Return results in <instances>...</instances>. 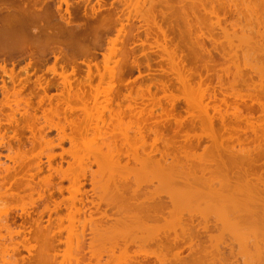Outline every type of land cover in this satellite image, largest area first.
<instances>
[{
    "label": "bare ground",
    "instance_id": "6f19581e",
    "mask_svg": "<svg viewBox=\"0 0 264 264\" xmlns=\"http://www.w3.org/2000/svg\"><path fill=\"white\" fill-rule=\"evenodd\" d=\"M33 1H37V0H33ZM70 1L69 0H63V2L66 5L65 11H66V14L68 16L66 17L64 14L60 13V18L65 25H62L57 30L54 26V23H52V17L50 16L48 10H45L44 15L34 14L31 12L30 13L24 12L19 16L14 15V14L12 15V12H10L11 11L10 10V11H7V13L3 17L1 16L2 17L1 23H2L3 27L1 28L2 31H0L1 32L0 33V53L6 52V54L9 55L10 57L13 56V54L16 52H19V53L21 51L27 52L28 49H30L29 53L34 60L35 65L37 66L42 60L41 56L45 55L48 50H50L54 47V45L52 47V45H50L49 43H46V44L44 43V45H40V44L31 45L30 42L28 43L27 42L28 41L27 40V29H28L29 25H36V23L38 25H40L41 26V32L44 35H46L48 37V39L49 38H59V37H62L63 39L64 38L67 39V41L65 43L66 47L63 48L59 45V49L61 51H59V54H55V61H54L53 65H51V67H50L51 71H53V72L59 71L58 66H57V60L59 59L60 56H63V64H61L59 66L61 71H59L58 73H55V74H57V77L62 78V79H60L62 82V84H61L62 89L60 88L61 91L57 95H55V97L51 96L50 93L49 94L47 93L48 89L52 86V83L50 82L51 80L48 77L45 78V76L42 74L43 71L39 72V73H41V75H39V77L37 78L38 83L35 84V85L39 84V85H37V87L40 88V86H41L44 93L48 95V96L46 95L44 97H49L48 100H50V101H48V100L47 101L49 102L50 107L46 108V109L43 108L45 110L44 111L45 113L49 112L51 114H58L59 115L60 112H58V111H60V108H63L60 105L61 103H64L65 108L70 110L71 113L75 111V108H78L77 105L78 106L80 105L78 109H80V107H81V111L83 110V112L87 113L86 110L91 109V105H93L92 102L94 104L95 103L98 104V102L100 103V101H104V102H101L104 104H102V105L100 104L102 107L99 106V108L101 107L104 109V106L106 108H108L109 115L111 118V119L109 118L110 121L108 119L106 120L105 118H103V115H102L103 112L101 111L102 109H98V107L95 108V106H94L93 111L98 109V110H96V112L99 111V113H100V115H98V116L94 115L95 116L94 118H96V117L99 118L102 115L101 119H100V122H102V124L100 123L101 125H99L98 120H97L98 122H96V119H98V118H96L95 120L93 119L95 122L92 123V124H94L93 127L91 126L93 128L92 131H94V132H92V135L95 134L97 136V134H98L97 137H102L103 140H101V141L103 143V146L105 144L106 147H105V149L103 148L102 143H100L101 141L97 142V140H100L101 138L99 139L96 136H91V134H90L89 137H91V139L93 141L90 142L89 148H91V146H92V148L87 150L88 148L86 147L87 148L86 150L91 152V150L95 149L94 151L96 153L94 151H93V153H95L94 156L97 155V157H95V158L92 156V159H90V160H89L90 157H88V160L83 159L85 156L81 153L82 151L80 150L81 151L80 152L81 154H80L79 150H76V146H77L76 144H78L76 142L77 135L79 134L78 136H81L80 133L81 134L84 133L82 128H81L82 130L80 129L82 132H80L79 127L77 128L78 124L77 125H75V123L70 124L71 123L70 122L69 124L71 126H74V127H70L72 132L69 134H66L65 133V130H66L65 126L60 125L58 122H56V123L54 122L55 124L51 123L52 126L53 125L55 126L53 128H56V130L58 129L57 131H59V130L62 131L61 134L62 133L63 134L61 136H63V137L61 138V136H59L61 138V140L68 139L70 141L72 148L69 147V148H71L69 150L63 149V153H67V151H68V153L71 154L70 156L74 159V161H69L68 163H69L70 167L67 169H64L62 166V161L58 165H56V164L54 165L52 163V156L56 155V154L51 153V154L47 155V157H48L47 161H48V165H49V167H48V165H47V167L49 168V170L46 169L47 170L46 172H48V173H45V174L42 173L43 176L41 178L37 177L38 180L35 179V176L43 170L42 162H41L42 160L40 159V157L38 158L39 159L38 161L33 162V163H31L32 162L31 161L28 164L26 163L27 160L23 159V160H25L24 163H26V164H23V167H21L22 165H20V164H22V162H20V161H22V160L19 161V159H20V158H18L19 154L18 153L16 154L14 152V150L11 148L12 146H11L10 142L8 143L11 146L10 148H8V151L13 150L14 153L12 151L11 152L9 151L10 153L6 154V157L9 160H12L14 162V164L15 163L18 164L20 162L18 164L20 166V168L26 167V171L28 173V174L26 173L28 176H26V174H25V176L27 177L25 179L22 178V180H21V178H20V180H19V179L14 178V180L16 179V180H18V182L21 181L20 183H22V185L25 187L24 190L25 189L29 190L28 193H26L27 194L26 196L28 197L26 199L27 200L29 199L28 203H27L29 207L27 205L25 206V204H24L25 208H23V206H22L21 209H23V212L26 213L25 215H27L30 218L29 222H31V223L33 222V224H35V225H31L34 227H30V228L27 227L26 226L27 224H26V225H24L26 227H23V229H25V230H23V229H21V231L16 230V231H18V235L20 233H22V236L25 237V239L23 238L20 241V243L22 244V247L24 246V248H25V249L24 248L23 249L28 250L31 254L35 253L34 255L36 256V259L39 258V259H37L38 262H37V260H35L36 262L35 261L31 262L32 260H29L31 263L30 262H28V263L29 264H32V263H35V264H56V262H57L58 264H85V261H84V259H85L84 256H85V251H86L85 243L87 241L86 240V235L88 232L87 228H89V233L91 232V235L90 236L88 235V236L91 240L89 239V241H88L89 244L87 243L88 244L87 246H89V248L88 247L87 248L89 249V252L91 254L88 258V262H90V263H91V261L89 259H92V262H94L95 264H109V261H110V263L114 262V264H170L169 260H170L171 256L168 258V257H166L168 255H166V253L162 252V250H164L165 247L170 246V247L177 248L176 249L177 252L175 253L174 257L178 260L177 261L176 259H173V256H172L171 264L172 263L173 264H198V263L200 264V261L202 264V259H203L202 257H204L203 255H205L204 258L206 259L207 264H228L229 262L227 263V261H230V260L233 262L232 264H235L234 260H232V258L231 259L228 258L229 260L225 259V257H226L225 256L226 255L225 250L227 247H229L228 250L234 254L233 249H234V246L236 245V247H235V249L237 248L236 253H238L239 255L236 254V256L234 255V257L236 258L237 256H239V257L244 256L245 257L244 259L242 257H241L242 259L240 258L242 260V263L244 262V264H264V30H262V29H264L263 28L264 23H261L262 29H260V28L256 29L255 28V26L257 27V24L258 25L260 24V20L262 21V19L259 20V17L264 13V10H263L264 4L262 3V1L264 2V0H262V1L260 0L261 2L258 0H256V1L254 0L253 1L254 3L251 2L252 0H250V2H249V0L248 1L245 0L246 2L245 1L243 2L244 5L247 2H249L246 4V5H248V7L251 3L253 5L254 4L256 5L255 2H260L261 4H263V9H262L261 4L256 5L257 8H256V6L250 5L253 7V8L250 7V9H251L250 12H252V13H255L256 9L258 11V7L261 6L259 9H261L263 11V13H259L260 12V10H259V12L256 11V15L252 14V13L250 14L248 12L250 9L248 7H246V5H245V8L243 9V11H241V13L238 12L237 9H239V3L242 2V0L240 2H239V0L238 1L236 0L235 3H233L234 0H232V2H231V0H207V1L206 0L205 1L197 0L198 3L195 2L196 0H194V1L188 0V1H190L189 3L191 6H190V8L188 7L187 9L194 10L196 8L195 13H197L198 11L201 12V10H200L201 8L200 7L197 8L198 7L197 4L200 3L199 6L202 5V7L204 8L203 15H204V12H206L204 16H202L201 13H199L200 15L199 14L196 15L197 17L195 16L197 19V20L196 19L195 20L198 22H196L195 20L194 21L196 22V24L198 23L199 29H200L199 25H201V24L203 25L204 21L206 22V24L204 23L203 26L209 27L208 24H209V22H211V19L215 15L214 20L213 19L212 20L215 21V19H217L216 20L217 24L220 26L219 27L220 30H222L224 33L223 36L227 37V38L230 35L234 37V35H235L234 33L236 32V29L234 28V24L236 21H230V20L226 19V13L231 11V9L234 6V5L231 6V3L235 4V5L238 3L237 4L238 8H235L237 6L234 7V11L236 10V13H238V15L236 14V16H239V14H241L243 16V18H245V21H246V17H247L246 12H248V14L250 16V18L248 16V19L250 20L252 17L253 18L252 20H256V21H254V23L258 22L255 24L252 22L255 26L254 25L251 26L252 25L251 22H248L249 20H247V22L250 24V25L248 24V26H251V27L247 28V26H243V23L245 21L243 22V20H242V23H241V21L239 20L240 21L239 24H242L243 27L237 26L239 28L242 27V28H240L241 30H244V28L248 29L247 30L248 33L246 32V29L244 31H242L243 33L246 32V34H249V31H250L249 29H251L252 31L254 30L253 31L254 33L251 31L253 33V35L256 36V33H257V36L259 35L258 37L257 36L255 37V40L258 39V41L255 44H253L254 46L252 45L253 46L252 50H257L258 53H256L257 51H255V53H254V51L252 52V51H250V49L248 50V48H247V50L250 51L249 56L252 55V53H254V56L257 55V57H259V58H256V60L254 58V61H256V62H253L252 64H254V63L255 64L253 66H251V68H252L251 71H253L254 74H251V72L246 68L250 72V73L248 72L247 75L244 74L245 72L247 73V71L244 72V70H243V68H244L243 66L246 63H244V65L241 68L240 65L243 62L240 64L238 63L239 61L236 62L237 61L236 59L239 58L238 57L239 55H237L238 52L235 53V51L238 49L237 47L240 46V45L236 44L238 42L237 40H234L235 43L232 44L233 37L232 38L229 37V39L231 38V40L228 39L227 42L231 41L230 43L228 42L229 45H231L230 46L231 49L228 50L227 48H224L225 43H222V40L219 37L218 38L220 39L219 40L220 43H218L219 41L217 42V40H216L217 38L215 39V36L220 32L215 31L216 26H214V27L211 26L212 25L211 23L213 21L209 24L211 27H209L208 29L205 28L206 30H208V31H206V30L205 31L207 33L209 32V35H207L208 38L206 37L207 40L209 39L208 41L206 40V38H204L205 40H203V37L200 36L201 34L203 35V33L205 31L202 28L201 29L204 32L200 31L201 29L199 30L200 33L201 32L202 33L200 35L198 34V37H199L198 41L199 42L197 41L196 45L197 44L200 45L198 47L199 49H200V47L203 46L201 48V50L202 49H204V50L201 52L207 54V55L204 54L206 56V58L204 57L205 60L208 58L206 61H204V63L208 62L210 64V66L212 65L211 67L214 70L215 65L218 64L217 63L218 61H220V59L217 61V59L215 58L213 53L209 50V47L206 46V43L210 41L211 42L210 47H212V48L214 47L217 50V52L219 49L218 46L221 48L222 52L220 54H221V58L223 59V62H224L223 64L225 65L229 61L228 65L232 66L234 64V67H235V72H234L231 70V66H227V64H226V66H223L221 64L222 59L219 62L220 64H218V66L219 65L223 66V68H222L223 70H226L225 68H227L226 71H223L224 73L226 72L227 76H228L227 73H229L230 71H232V72H230L229 74L234 72L232 74L233 79L229 80V81H227L225 79L227 76L224 77V76H221V74L219 76H218V74L215 75L216 79L219 77L217 80L221 86L218 84L220 86V88H219L218 85H216V84L215 85L218 86L217 87L218 90L219 89L223 90V93L221 92V90H219L220 94L217 91L214 84H213L214 86L211 85L212 87H215L214 89L208 88V87H210L209 83L212 82L211 76H210V78H208V80L209 79L210 80L208 81V83L206 82V84H207V86H206L204 84L205 82H202L203 81L202 78H199L200 80L197 79V81H198L197 82V81L193 80L192 78H190L192 76L184 75L183 71H182L184 68H180L179 64H178V68H177V66H176L177 62L179 63L180 60L176 61V58H175L176 54L175 53H177V52H173L174 50L171 49V47L169 46L170 44H168L169 39L167 41V38H170V39L172 38V37H170L171 34L174 38V35L177 33L175 31L176 28H175V30H172L175 33H173L172 31H171L172 32L171 33V32H169L170 28L168 29L166 26L162 27L160 25L161 23L160 24L158 23L159 19L156 20L157 14H155L156 15V17H155V15H152L154 11L152 12V10H148V7H150V6L147 5V7H145L147 10L142 7V5L145 4L144 2L147 1V0H144V1L142 0V2H141L142 5H140V6H141V8H143L144 11L142 9H140V11H139V9H138V12L140 14L139 16L144 21V23H147V25H149L151 21H154V22L158 21L157 23L160 25V26L158 25V27L161 30V31L160 30L159 31L163 35V40H161L162 37L160 39V37L158 38L155 35H153V38H154V36H155V38H157V40L156 39L153 40V42L155 41L154 46H156V48H157L156 50L161 49L164 52L161 50H159V52L161 51V53H164V54L166 52L167 54H165V56L167 55L168 57H170V62L168 61L171 65L170 69L172 67H173L172 70L177 69L176 71H178L177 72L178 75L176 74L175 76H177L176 80L178 82L177 81L176 82L179 83V85L177 86V84H176V86H175V84H174L175 81L172 82L171 81L172 79L170 80V79L166 78L167 81L172 82V86L174 85L175 88L177 87V89H175L173 87V88H171L172 89L171 90L169 88L172 86L170 84V87H169V85H168L169 82L167 83L165 78L163 81L164 83L158 79L159 81L158 80L156 81V83H158V84H155V85H153V83H155V81L153 82V80H152V83L149 82L146 84L145 83L146 80H145L144 82L142 81L143 82L142 84L144 85V83H145L146 87L148 85V87H147L148 89L144 88L145 86H142L143 88L141 87V89H143V90L141 91V89L139 88L140 92L138 91L139 93L138 92L136 93V91L138 89L137 90L135 89L136 94H134L130 88V90H128V91L129 92L131 91V92L129 93L127 91L129 94L125 93V95L123 92H121V93H123V96H121V97H120V93H118V91H120L121 89L117 85H115V82H114L115 80L113 81L114 76L116 77V75H115L116 72H115V68L112 67L114 65H111L109 67L108 63L110 61L106 62L105 66H106V68H108V70H110L109 71L110 76L108 79V83H109V85L114 84V86H111L112 87L111 90L117 89V90H115V93H113L114 91H112V92L107 91L108 89L104 92L103 89H105V87H103L101 89L102 85H100V84H99L100 86H97L96 84H94V86L95 85L97 86V87L96 86L94 87L93 83H92L94 78H92V80L90 78H88V80H84V78L82 79L81 77L77 76L78 67L75 63L76 59L71 58L72 54H73V56H75L79 52H81V53L85 52L86 53V50H83L81 47H78L76 44L73 43L74 38L76 36V32L71 30L68 27L71 24L70 18L72 17V14H73L71 7H74V5H72V3ZM204 2L206 5H208V3H209V6L212 8V10L210 9L209 6H205ZM33 3H35V2H33ZM33 3H30V4H33ZM131 3L132 2H130V4ZM139 3L140 2L138 0V4ZM215 3H217V6H218L217 9H216L217 6H215ZM101 5L104 6V4H101ZM123 5H124V3H123ZM150 5L152 6L153 4H150ZM61 6H62V3L57 5L58 9H60ZM194 6H197V7H194ZM32 7L34 8V5ZM152 7H150V8L153 9ZM207 7L209 10L206 9ZM41 8L42 7H40V9ZM247 8L249 10H247ZM20 9H23V8H20ZM197 9H199V10L196 12ZM245 9L247 11L244 13ZM33 10H31V8H30V11H33ZM162 10H163V8H162ZM219 10L222 11V13L224 12L223 18H224V20H227L226 23L233 22V23H231L232 24L231 26H232V29L234 28L233 29L234 31L231 29L230 24H229L230 28L227 27L226 25L224 26V23L222 26L221 20L223 21V18H222V15L219 13L220 12ZM158 11H159V9H158ZM234 11H232V13ZM92 12H94V11H92ZM163 12H165V11H163ZM130 13H128L129 15L125 14L126 15L125 19L126 20L128 19V23H129L130 17L133 20V17L130 15ZM195 13H194V11L191 12L192 15L193 14L195 15ZM207 13H210L212 16H210V14H209V16H206ZM242 13H244V15ZM257 13H259L260 15ZM164 14L166 15L167 11ZM245 14H246V16H245ZM170 15L171 14H169V16ZM178 15L179 14H177V16ZM251 15H253V16H251ZM258 15H259V17H258ZM158 16H160V15L158 14ZM169 16L164 17V21H162V18H161L160 22H164V24H165L167 22V20L165 21V18L171 19V17H169ZM200 17H202V18L206 17V19H208L207 17H210L209 18L210 21L208 20L209 21L208 22L207 20H205V18L200 19ZM240 17L241 16H239L238 18L240 19ZM114 18H115V16H114ZM174 18H176V17H174ZM185 18H187V16ZM190 18H187V19H189L188 21L186 19V21H187L186 27L188 30L187 32L193 33V30L194 29L196 30L197 27L195 28L193 26ZM262 18L264 21V16ZM170 19L168 20L167 24H172V21H170ZM232 19H234V18L232 17ZM98 20L100 21V23L103 24L105 29L109 26L112 27V25H113V24H111L112 19H107L105 16L100 17V19L98 18ZM138 20H139V18H138ZM180 20H181V18H180ZM201 21H202V23H201ZM112 22H114V21H112ZM247 22H246V24H247ZM153 24L155 25V23H153ZM151 25H149V28L146 26L147 28H145V29L150 30ZM154 25L151 26V28L154 27ZM205 25H207V26H205ZM120 26H121V28L118 29V34L116 37L117 41H118V39L121 40V37L126 35V34H123V32L125 33V31H127L129 28V26H128L127 30H126V28H124L125 24L123 21L121 22ZM116 27H115V29H116ZM165 27L168 30L165 31V29H166ZM168 27H170V26H168ZM183 27H185V26H183ZM253 27H254V29H253ZM34 28L35 27H33L32 30ZM109 28H108V30H110ZM192 28H193V30H192ZM177 29H179V27H177ZM180 29H179V32H182ZM229 29H231L233 31V35H232V32L230 33L231 30H229ZM258 29H260L262 31H260ZM149 30H147V32L144 31V33L145 34L151 33V32H149ZM241 30H239V31L241 32ZM84 31L88 32L87 29H85ZM130 31H132V30H130ZM156 31H158V30L156 29ZM159 31H158V33H159ZM211 31H212V33H211ZM32 32L36 33L35 30H33ZM214 32H217V34ZM240 32H238V34L236 35L237 37L238 36L240 37V35L242 36V34ZM158 33L156 32V35ZM239 33H240V35H239ZM214 34H215V36H213ZM132 35H133V33H132ZM253 35L250 36V34H249V38L252 39ZM139 36H138V38H139ZM191 37H192V35H191ZM259 37H260V39H259ZM247 39H248V37H246V41H247ZM251 39H249V40H251ZM253 39H254V37H253ZM191 40H193V39H191ZM255 40H251V41H255ZM243 41L246 42L245 39H243ZM243 41L241 43H243ZM153 42L151 44H153ZM189 42H190V40H189ZM172 43H174V42H172ZM193 43H194V41H193ZM249 43H251V42L249 41L247 43L248 46H249ZM116 44L117 43H116L115 39L113 42H110V48H111L110 50L113 49V46H114V49L116 50V47H117ZM235 44L237 46H234ZM107 45H109V43ZM232 45L234 48H237V49L234 50ZM242 45L243 44H241V46ZM244 45L247 46L246 44H244ZM171 46H174V45L172 44ZM245 46H243L242 49H245ZM250 46H251V44H250ZM145 47H146V45H145ZM206 47L208 48V50ZM227 47H229V46L227 45ZM151 49H153L152 45H151ZM170 49H171V51H170ZM176 49L177 48H175V51H176ZM115 50H114V52H115ZM226 50L228 52L229 51L230 52L228 53V52H226ZM247 50H243V51H245L244 54H246ZM118 51H120V50L117 49V52ZM179 51H181V48ZM190 51L195 52L194 47ZM231 51H233V52H231ZM70 52H71V54H70ZM151 52L153 53L154 51H151ZM196 53H198V52H195V55H196ZM231 53L232 54L235 53L238 58L234 56L235 54L232 55ZM244 54H242V55H244ZM52 55H54V53ZM124 56L126 57L125 52H124ZM108 57L109 58L112 57V59H113V56H111V55H109ZM178 57H180V55ZM260 57L262 59H260ZM88 58H90V57H88ZM185 58H187L186 55H185ZM245 58H243V59L245 60ZM251 58L253 59V56ZM127 59H128V57H127ZM189 59H192V58L189 57ZM83 60H84V58H83ZM167 60H169V59H167ZM224 60H227V61L225 62ZM30 61H32V59H30ZM30 61L27 63L28 65L31 63ZM182 61L184 62L185 60L182 59ZM192 61H194V60L192 59ZM192 61L190 60V62H192ZM111 62H113V61H111ZM116 62H118V60H114V64ZM164 62L166 63V59ZM210 62H213V63H210ZM230 62L233 64H230ZM244 62H246V61H244ZM4 63H6V62H4ZM11 63H15V62H11ZM84 64H86V63H84ZM90 64H86L88 72L91 69L90 66L92 64L91 65ZM182 64H186V63H181V65ZM213 64H214V67H213ZM68 65L71 66L70 72L67 69ZM36 66H34V67H36ZM146 66H147V64H146ZM247 66H248V64H246V67ZM45 67H46V65H45ZM208 67H209V65H208ZM2 68L4 69V71H7L8 73L9 72L11 73V71H12L11 75L9 74V78H11L10 80L13 81L12 85L14 82L19 81V80H17V81L15 80L16 76L13 72L14 69H12L11 71H8L9 69L7 68V66L6 67L3 66ZM22 68L25 69L24 67H22ZM149 68L150 67H148V69ZM35 69H33V70H35ZM180 69H182V70L180 71ZM222 69H221V72H222ZM108 70H106V71H108ZM116 71H117V67H116ZM28 72H29V70L27 71L28 77H27V75L25 76L27 78V80L22 81L20 79L21 80L20 83H18V84L14 83L16 86L13 85L11 87V89H10V87H8V83L6 81L2 82L3 87H4L3 88L4 95L7 97L8 96L11 97V98L8 97V99L6 97V99L9 102L4 99L5 100L4 105H7V103H8L7 106L10 107V106H13L12 103H14V105L17 107V109H19V108L21 109L23 107V106L21 107V104H22L21 102H24L23 104H25L26 106H24L23 109H21V110H25L24 112L26 115L32 111L33 112L32 114L34 115L37 107L30 100L31 95H33V93L31 94L32 91H29L28 92L29 94H27L25 92L28 96L22 95L23 94L22 90H24L25 87L27 86L28 81L30 79L29 73H31L32 70H31V72H29V73ZM53 72L51 74H53ZM120 72H121V70L119 69V73ZM123 72L125 75V71H122V73ZM24 73L26 74V72H24ZM122 73H120V74H122ZM198 73H199V71H198ZM58 74L60 76H58ZM71 74H73V77H74L73 80L71 78L72 77ZM91 74H93V73H91ZM107 75H108V73H107ZM170 75H172V73H170ZM222 75H223V73H222ZM103 76H104V72H103ZM120 76H118L119 79H120ZM122 76H121V78H122ZM187 76H189V77H187ZM255 76L258 77L257 80L254 78ZM92 77H94V76H92ZM97 77H98V75H97ZM118 77H116V78H118ZM163 77H164V75H163ZM202 77H204V76H202ZM141 78L143 79V77H141ZM248 78L251 79V81L248 80ZM201 79H202V81H201ZM2 80H4V79H2ZM99 80H100V78H99ZM121 81L123 82V80H121ZM206 81H207V79H206ZM57 82H58V80H57ZM100 82L103 83L102 80ZM112 82H113V84H112ZM159 82L160 83L162 82L161 85H163L164 88H166L168 86L166 90L164 89V92H163V90H161L164 93V95H163V93L160 92L162 96H159V95H157V93L154 92V91L158 90V87L160 89L162 88L161 85L159 84ZM202 83L204 85H202ZM215 83H217V82H215ZM103 85H104V83H103ZM156 85H158V86H156ZM197 85L199 88L198 90H197ZM9 86H11V85H9ZM115 86H117V88ZM124 86H125V84H124ZM139 86H141V85H139ZM151 86H153V88L155 86L157 89L155 88L156 90H154V89L151 90ZM111 87L109 86V89ZM32 88L35 89V87H32ZM39 88H37V89H39ZM99 88L101 89V93H104V94H102V95H104L103 97H101L102 95H100V89ZM37 89L35 91H37ZM178 89H179L178 92H180V93L173 92V91H177ZM210 89L213 90L212 93H211V91H209ZM144 90H147V91H144ZM199 90H200V94L198 92ZM243 90L245 91V93H243L244 92ZM192 91L194 92V94L192 93ZM215 91L218 92L220 97ZM196 92L198 93V95L196 94ZM247 94H249V96ZM247 97H250L248 99H251V100H247L246 99ZM9 98H10V100H9ZM53 98L56 99L55 100V102H56L55 106L52 105V99ZM38 99H40L38 101L40 104L44 101L43 96L42 97L39 96ZM100 99H102V100H100ZM1 101L2 100H0V102ZM72 101L74 102V105L71 104ZM75 101H77V102L79 101V103H76ZM90 101H92V102L88 105V102H90ZM125 101H126V105L123 104V102H125ZM165 101H166V104H164ZM178 101H180V102L184 101L186 103L185 104L183 102L188 107V108H185V110H186L185 112H187V109H188L189 112L187 114L190 115V116L189 115L187 116V114H185L187 116V118L185 115L184 116H183V114L181 115V113H179L180 115L178 114L179 115L178 116L176 114L177 110H176V112H174L175 109H173V107H176V105H177L176 103H178ZM10 102H12V103H10ZM243 102H245V105H243L244 107L241 104ZM105 103H106V105H105ZM167 103L170 105V107L172 109L170 107H168L170 109H168L166 107ZM2 104L0 103V106ZM159 106H160L161 110L159 108L160 111H157V108ZM10 108H12L13 111L15 110V109H13V107H10ZM65 108H63V109H65ZM16 110H15V112H12V111L11 112L13 114H15ZM126 111H129V115L132 118V119L130 118L131 124L128 127L122 128L123 127L122 125H124L125 123L123 121H122L123 123H120L119 120L126 113ZM256 111H257V113H256L257 115L255 114ZM19 112H21V111L19 110ZM24 112L21 114L26 118V120H29V118L27 119V117L31 118V116H29V115L26 116L24 114ZM64 112L65 111L63 110V112H61V113H64ZM178 112H180V111H178ZM194 112H195V114H194ZM45 113H43L45 119L53 118V117H50V118L47 117V116H49V114L45 115ZM196 113H198V114H196ZM7 114L11 115V113H7ZM89 114H91V116H92V113H89ZM14 116L12 115L11 118H13ZM36 116H37V114H36ZM54 116H57V115H54ZM35 117H32L30 119V121L32 119L37 118V117L36 118ZM59 117H61V116H59ZM87 118H93V116L92 117L89 116ZM58 119L61 120V118H58ZM113 119H116V121H118L122 125L119 124L120 127H113L111 129L107 125L110 122L112 123ZM186 119L187 120L189 119L188 121H190V122H188ZM105 120H106V122H105ZM172 120H173V123L170 122ZM9 121H10V119H9ZM13 121H11V122H13ZM107 121H109V122L107 123ZM11 122H9V123H11ZM47 122H49V121L47 120ZM50 122H51V120H50ZM81 122L82 121H80L79 123H81ZM104 122L106 123V125L104 124ZM76 123H77V121H76ZM116 123H115V126L118 125V123L117 124ZM61 124H63V122ZM81 125H82V123H81ZM102 125H105V126L103 128L101 127L100 128L101 130H100L99 127ZM23 126H24V124H23ZM106 126L109 129H111V131L106 130L105 129V128H107ZM110 126L112 127V125H110ZM3 127H5V126L0 125V128H3ZM36 127H35V130H36ZM87 127H88V124H87ZM91 127H88V128L90 129ZM75 128L78 130H76ZM88 128L85 127V129H84L86 131V133H85L86 135L91 130V129L89 130ZM197 128H199L198 133L195 131V130H197ZM6 129H9V128L6 127ZM17 129L15 128V130H17ZM74 129L76 131H74ZM27 130H29V128ZM98 130H99V132H98ZM200 130H201V132H200ZM189 131H194L195 134H193V132L190 133ZM6 132H7V130L6 131L4 130V133H6ZM13 133H12L13 134L12 138L15 139L16 136H19V135L15 134L14 130H13ZM191 134H193V135H191ZM4 135H2V136H4ZM82 136H84V135H82ZM182 136L184 137L183 139L181 138ZM89 137H87V138L89 139ZM0 138H1V136H0ZM17 138L18 137H16V139ZM149 138H150V140H149ZM1 139H3V138H1ZM17 140H20V139H17ZM94 140H96V141L94 142ZM3 141H4V139H3ZM8 141H10V140H8ZM34 141H33V143H34ZM77 141H79V140L77 139ZM51 142H52V140H51ZM88 142L89 141L84 142V143L88 144ZM204 142H207V143H204ZM3 143L6 144V142H3ZM21 143H19V144H21ZM24 143L25 142H23L22 144H24ZM43 143H45V142H43ZM91 143L92 144L97 143L98 145L93 144L94 145L93 146ZM250 144L252 145L251 147L249 146ZM237 145H239L240 147H238ZM244 145H247V146H244ZM24 146H25V144H24ZM78 146H80V145H78ZM95 146L98 148H94ZM19 147H20V145H19ZM13 148H15V147H13ZM200 148H202L201 149L202 151L198 150ZM97 149H100V150L103 149L104 153L106 151L107 154L106 153H105L106 155L102 154L103 150L100 152V151H96ZM18 151L19 150H17V152ZM76 151H78V152H76ZM89 152H86V153H89ZM19 153L21 154L20 151H19ZM63 153H61V155H60L61 158H63V156H62ZM77 153L79 155H77ZM14 154H16V155H14ZM90 154H88V155H90ZM99 154L100 155L102 154L104 157H102V155L100 157ZM77 156H78V158H77ZM80 156H82V157H80ZM53 157H55V156H53ZM124 157L126 158V160ZM86 158H87V156H86ZM123 158H124V160H123ZM30 159L31 158H28L29 161H30ZM73 159H71V160H73ZM130 160H133L136 163L135 164L133 162L136 165L135 167L133 165V167L135 169L130 166V164H129ZM123 161H125V162H123ZM74 163H78V168H73ZM92 163H96V165H98V169L92 170L90 172L91 177H89V179H90V182L92 185L91 189H92L94 195L96 196L95 198H93L91 196L92 198L90 199V198H88L89 195H87V192H84V191H86V189L83 190L82 187L85 185V182H86L85 179L87 178V175L89 172L88 168L91 167ZM138 164H139V166H137ZM1 166L2 165L0 164V168H1ZM13 167H15V165ZM3 168H4L3 170H5L6 172L12 169V167L11 168L9 167V164L5 167L3 166ZM20 168H17L18 169L17 172L20 171L22 173L23 170L21 171ZM15 169H16V167H15ZM36 170L39 171V172H37V174H36ZM7 174H8V176L10 175L9 172L4 174V175L0 174V177H3L2 179H4V177H6L5 180H2V182H3L2 186L0 183V188H2V189L4 188L3 190L0 189V191L2 190V192H0V195H4L5 198H3V196L2 197L0 196V197L3 198L4 201L7 200L6 197H8V200H11L12 198H14V199L16 198L18 200V202H19V199H21V198H23V200H24L26 196L22 194L23 196H25V197H23L22 195L19 194L20 192L17 193L18 192L17 190L20 191V189L22 188V187L20 188L21 185L15 180L17 182V184H16L17 188H13L12 184H13L14 180H12L13 179V177L11 176L12 174L9 176L10 178L7 176ZM13 174H15V173H13ZM100 175L102 177H100ZM23 176H24V174H23ZM7 177H8V179H7ZM55 178L60 179V182H59L60 184L65 179H67L69 181L70 185L67 187L68 188L67 190L69 191L68 197H66L64 199L62 198L61 200H59V199L57 200L54 198V194H55L54 190L55 189H56V191L58 189L59 192L63 191L62 185H58V186L55 185V182H54ZM9 179H11L12 182ZM23 181H24V183H23ZM155 181L157 183H155ZM154 183H155V185H154ZM151 186L154 188H152ZM15 189L17 191V192H15L16 194L12 191ZM60 193H62V192H60ZM9 198H11V199H9ZM85 198H87V199H85ZM65 199H67V201H65ZM88 199L91 201V204H92V206H94L95 209L91 210L89 213H86V210L87 209L90 210L92 207V206H89L88 204H86ZM3 200H1L0 203H3ZM7 201L4 202V205H5V203H7ZM21 202H23L22 199H21ZM21 202H19V203H21ZM40 202H44L42 205L43 207L41 209L38 208L39 210H35V208L39 207V205L41 204ZM51 203H52V205H51ZM1 205H3V204H1ZM1 205H0V207H1ZM62 205H64L66 210H67V211H65L66 212L65 214H61V212L59 214V211L61 210ZM169 205H171L172 207L170 206V208H169ZM27 207H28V209H26ZM1 209L2 208H0V212L1 211L3 212V210H1ZM46 211L49 213V218L47 217L48 218L47 223L44 224V223H42V218H43V215L45 214ZM53 211H55L57 213L56 221H53L54 219L52 220L53 217L51 218L50 213ZM8 212L9 211H7V212L5 211L4 217L2 215H0V223H1L0 225L2 228H5V231L7 233V234H3V235L0 233V240L2 241V240H6L8 238L9 241L8 240L7 241L10 243L8 244L6 241H4L3 244L1 241H0V243L2 244L1 248L3 247V249H1V250H3L4 253L7 252L9 254V255L8 254L7 255L10 256L8 258L11 259V256L15 257V255H13V254L17 251L19 245H21V244L20 243L19 244L14 243V241H13V239H14L13 235L15 234L16 231H14V229L11 230L12 229L11 225L14 224L12 219H11V221H12L11 225H9L10 223H7L10 221V220L8 221V217H7L10 215ZM34 214L37 215V217H34ZM81 214L84 215L83 216L84 218L79 217ZM87 214H88V216H86ZM165 214L170 215L169 218L167 216L165 218ZM185 214L189 215L188 219L185 218L187 216L184 217ZM12 217H13V215H12ZM196 217H199V219L201 221L203 218V221L202 222L198 221L197 223H195L198 220V218H196ZM160 218H165V221L164 222H161V221L158 222V220ZM184 218L187 220H184ZM195 219H196V221H195ZM65 221H67V223ZM34 222H36V223H34ZM20 225L21 224H19V226ZM28 225H29V223H28ZM1 227H0V229L2 231ZM78 229H79V231H78ZM215 229L216 230L218 229L219 233ZM63 230L67 231V235H65L66 237L64 238L65 240L61 239V235H62ZM211 230H214L216 232L213 231L214 233H212ZM26 231H27V233H29V234H27L28 236L25 233ZM13 232H14V234H13ZM216 233H218V234H216ZM16 234H17V232H16ZM225 235L231 236V239L227 238L228 236L225 237ZM203 236H205V237H203ZM74 237L76 239L75 241H73ZM225 238L230 239L231 240L230 243L226 242L227 240H225ZM232 239H233V241H232ZM62 240H63V242H65L64 244L69 245L68 247L66 246L67 248H70V246L71 245L73 246V244L75 245V242H76V247L78 248L77 249L78 255H77V257L75 256V258H76L75 262H73L71 259H70L71 261H68L69 259H67V257H65V255L67 256V253L66 254L61 253L60 243L62 242ZM12 241H13V243H12ZM31 241L33 243H35V242L36 243L34 245H33V243H31L32 244L31 245L29 243ZM205 242H207L208 244H206ZM25 244H27V246H25ZM28 244H30V245H28ZM153 245H155L157 248H152ZM134 246L136 247V249L131 250L132 247H134ZM185 246L189 249V254L187 256V260H184L183 262H181L183 259L180 256V254H181L180 251H182L184 248L186 249ZM250 246H252V247H250ZM32 248H34L33 253H32V251H33ZM202 248L204 251L202 250ZM20 249L21 248L19 247L18 251H20ZM102 249H104V250H102ZM101 250L103 253L101 252ZM117 250H119V253H116ZM198 250H199V253L201 251H203L204 254L200 255L198 253ZM3 251H1V252H3ZM10 253H12V254H10ZM73 253H74V251H73ZM73 253H71V254H73ZM104 253H106V255H108L106 257L109 258V259L106 258L108 260V261L105 260L106 262L101 258L102 254H104ZM233 254L229 253L230 256ZM17 255H19V254H17ZM34 255H31V256H33V258H34L35 257ZM229 255H227V257ZM92 256L96 261H94L93 258H91ZM4 257H5V255H4ZM19 257H20V255H19ZM8 258H7V260H8ZM15 259H14L15 261L12 259L14 261L13 263L16 264V262H17V264H19L18 263L19 261H17L18 258L15 257ZM101 259L104 261V263H103V261L101 262ZM174 260H176V261H174ZM236 260H237V258H236ZM22 261H24V260L22 259ZM7 263L8 262H6V264ZM238 263L239 262H237V264ZM8 264H10V263H8ZM20 264H22V263H20ZM204 264H205V262H204ZM229 264H231V263H229ZM240 264H241V262H240Z\"/></svg>",
    "mask_w": 264,
    "mask_h": 264
},
{
    "label": "rangeland",
    "instance_id": "374dc122",
    "mask_svg": "<svg viewBox=\"0 0 264 264\" xmlns=\"http://www.w3.org/2000/svg\"><path fill=\"white\" fill-rule=\"evenodd\" d=\"M33 0H0V31H2V17L7 13V11H10V12H12V15L14 14V15H21L22 13H34V14H42V15H44L45 14V10H48V12H49V14H50V16L52 17V23H54V26H55V28H56V30L59 28V27H61L62 25H65L63 22H62V20H61V18H60V13L61 14H64L66 17L68 16L67 14H66V11H65V9H66V5H65V3L63 2V0H37V1H33V2H35V3H33L32 2ZM70 1V0H69ZM129 1V2H128ZM144 1V0H143ZM150 1V2H149ZM154 1V2H153ZM182 0H147V1H145L144 3L145 4H143L142 5V0L140 1L139 0V2L141 3H139L138 4V0H71L70 2L72 3V5H74V7H71V10H72V17L70 18V20H71V24L68 26L71 30H73V31H75L76 32V36H75V38H74V41H73V43L74 44H76L78 47H81L83 50H86V53L85 52H79L78 54H76L75 56H73V54H72V59H76V65H77V67H78V70H77V76L78 77H81L82 79L84 78V80H88V78H90L91 80H92V78H94V80H93V86H94V84H96L97 86H100V85H102L101 86V89L103 88V87H105V89H103L104 90V92L107 90V91H114L113 93H115V90H117V89H115V90H111L112 89V87L111 86H114V84H113V82H112V84L113 85H109V83H108V79H109V76H110V70H108V68H106V62H109L108 64H109V67L111 66V65H114V66H112V67H114L115 68V72H116V77H118V76H122V78H121V76H120V79H119V77L118 78H116L115 76H114V78H113V81L115 82V85H117L121 90L120 91H118V93H120V97L121 96H123V93H124V95H125V93L126 94H129L130 92L128 91V90H130V88H131V90H132V92L134 93V94H136L138 91H139V88L141 89V87L142 86H145L144 88H146V89H148L147 87H148V85H147V87H146V85H145V83L147 84V83H149V82H151L152 83V80H153V82L155 81V83H153V85H155V84H158V83H156V81L159 79L160 81H164V78H165V80H166V78H168V79H172L171 81L172 82H174V84H175V86H176V84H177V86L179 85V83H177L178 81L176 80V78H177V76H175L176 74H177V72L178 71H176L177 69H173L172 70V68L170 69V67H171V65H170V57H168L167 55V57L165 56V54H167L166 52H165V54L164 53H161V51H163V50H161V49H159V50H161L160 52H159V50H156L157 48H156V46H154V42H153V40L154 39H156L157 40V38H155V36L156 37H160V39H161V37H162V39L161 40H163V35L161 34V30H160V28L158 27V25L160 24L162 27H164V26H166L168 29H169V32H171L172 30H175V28H176V34L174 35V38H173V36H172V32L169 34L170 35V37H172L171 39L170 38H167V41H168V39H169V41H168V44H170L169 46L171 47V49H173L172 51L173 52H177L179 55H180V57H178L179 55L177 54V53H175L176 54V61L178 60H180V62L178 63L177 62V68H178V64H179V67L180 68H184L183 70L182 69H180V71L182 70L183 71V74L184 75H190V76H192V77H190V78H192L193 80H195V81H197V79H199V78H202L203 79V81H202V79H201V81L202 82H205L204 84L207 86V84H206V82L208 83V81L210 80H208V78H210V76L212 77L211 78V83H209L210 84V87H208V88H215L216 87V89H217V91L219 92V94H220V91L219 90H221V89H219L218 90V86L220 85L219 83H218V78L216 79V76L215 75H217L218 74V76L221 74V76H224V77H226L227 75H226V72L224 73L223 71H226L227 70V68H225L226 70H223L222 68H223V66H226V64H227V66H231V65H228L229 64V61L224 65L223 63V59L221 58V52H222V50H221V48L218 46V52H217V50L213 47H210L211 46V42L209 43V42H207L206 43V46L207 47H209V50L213 53V55L215 56V58L217 59V61L220 59V61H221V59H222V62H221V64L223 65V66H221V65H219L218 66V64H220L219 62L220 61H218L217 63V65H215V68H214V70H213V68L210 66V64L208 63H204V61H206L205 60V58H206V56L205 55H207V54H205V53H203V52H201V51H203L204 49H202L201 50V48L203 47H200V49L198 48L200 45L199 44H197L196 45V42L198 41V34L200 35L201 33H200V31H205L206 29H208L209 27H211V26H216L215 28V31H217V32H220V33H218L217 34V32H214V33H216L217 35L215 36V34L213 35V36H215V39L217 40V42L221 39L222 40V43H225V45H224V48H227L228 50H230L231 48H230V46L231 45H229V43L231 42H227V40L229 39V37H233V36H229L228 38L227 37H224L223 36V31L222 30H220V26L217 24V19H215V21H213L214 20V17H215V15H214V17L211 19V22H209L210 20H209V18L210 17H207L208 19H206V17H200V19L202 18V19H204L205 18V20H209L208 22H209V24L211 23L212 25L210 26L209 24H208V26L209 27H204L203 25H204V23L206 24V22L204 21V23H203V27L201 26V25H199L200 26V29L198 28V23L196 24V22H198V21H196L197 19H196V15H198L199 13H201L202 14V16H204L205 15V13L206 12H204V15H203V10H204V8L202 7V5L201 6H199L200 5V3L199 4H197L198 5V7L197 6H194V7H197V8H201L200 10H201V12L200 11H198L199 9H197L196 10V12L197 13H195V9L194 10H191V9H187L188 7L190 8V1H188V0H183L182 2H181ZM194 1V0H193ZM203 1H205V0H203ZM207 1V0H206ZM238 1V0H237ZM241 0H239V2H240ZM245 0H242V2H240L239 3V9H237L238 10V12L239 13H241V11H243V9L245 8V5L247 4V3H249L250 2V0H249V2H247L245 5H244V2ZM246 1H248V0H246ZM245 1V2H246ZM254 0H252L251 2L252 3H254L253 2ZM256 1V0H255ZM258 1H260V0H258ZM262 1V0H261ZM260 1V2H261ZM58 2V3H57ZM102 2V3H101ZM107 2V3H106ZM130 2H132L131 4H130ZM152 2V3H151ZM188 2V3H187ZM195 2H197V0L195 1ZM231 2H232V0H231ZM236 2V0H234L233 1V3H235ZM260 2H255L256 3V5H258V4H261ZM30 3H33V4H30ZM62 3V6H61V8L60 9H58V7H57V5H59V4H61ZM123 3H124V5H123ZM137 3V4H136ZM153 4L152 6L150 5V4ZM198 3V2H197ZM230 3V2H229ZM242 3V4H241ZM250 4V5H252V6H256L255 4L253 5V4ZM262 3L264 4V2L262 1ZM101 4H104V6L103 5H101ZM189 6H188V5ZM204 4H205V2H204ZM238 4V3H237ZM235 5V4H232L231 3V6H233V10L231 9V11H229L228 13H226V19L227 20H230V21H236L235 22V24H234V28L236 29V32L234 33L235 35H234V37H233V39H232V44L233 43H235V41L234 40H237L238 42L236 43V44H238V45H240V46H238L237 48H234L233 47V45H232V47L234 48V50H236L235 51V53H237V55H239L238 57L236 56V54L234 55V54H232V55H234L235 57H237L238 59H236L237 61L236 62H238L239 64L240 63H242L241 65H240V67L242 68V66L244 65V63H246V64H248V66L246 67V64L243 66L244 68H243V70H244V72L245 71H247V73L245 72L244 74H248V72L250 71L251 72V74H254V72L253 71H251L252 70V68H251V66H253L254 64H252L253 62H256V61H254V58H255V60H256V58H259V57H257V55H255L254 56V53H255V51H257V50H252V47L254 46L253 44H255L257 41H258V39L257 40H255V37L257 36V33H256V36L255 35H253V31L251 30V29H249L250 31H249V34H250V36L251 35H253L252 36V39L251 38H249V34H246V32H247V30L248 29H246V28H244V30L246 29V32H242V31H244V30H241L240 28H242L243 26H247V28H249V27H251V26H253L255 23H258V22H255L254 23V21H256V20H252L253 18L251 17V19L249 20L248 19V16H249V14H248V12L251 14L252 12H250L251 11V9H250V7L251 8H253L252 6H250L249 5V7H248V5H246V7H248L247 8V10H249L248 12H246L247 10L245 9L244 10V13L246 12V14H247V17H246V21H245V18H243V16L241 15V14H239V16H241L240 17V19L238 18L239 16H236V14L238 15V13H236V10L234 11V7L235 6H237V7H235V8H238V5ZM263 4H261L262 5V9H263ZM8 5V6H7ZM34 5V8L32 7ZM140 5H142V7L143 8H145V7H147V5H149L150 7H152L153 9H151L150 7H148V10H152V12H153V14L152 15H155V14H157V17H156V15H155V17H156V20H158L159 19V24L157 23V22H154V21H151L150 22V24L149 25H151V26H153L154 24L153 23H155V25H154V27H152L151 28V26H150V30L149 29H145V28H149V25H147V23H144V21L141 19V17L139 16L140 14H139V12H138V9H139V11H140V9H142L143 10V8H141V6ZM244 5V6H243ZM36 6V7H35ZM90 6V7H89ZM99 6V7H98ZM102 6V7H101ZM205 6H209V3H208V5H206L205 4ZM215 6H217V3H215ZM242 6V7H241ZM12 7V8H11ZM23 8V9H20V8ZM40 7H42L41 9H40ZM65 7V8H64ZM99 9H98V8ZM138 7V8H137ZM183 7V8H182ZM210 7V6H209ZM261 7V6H260ZM260 7H258V11H257V6H256V11L257 12H259V10H260V12L259 13H263V11L261 10V9H259ZM30 8H31V10H33V11H30ZM33 8V9H32ZM96 8V9H95ZM162 8H163V10H162ZM203 8V9H202ZM218 8V6L216 7V9ZM242 8V9H241ZM2 9V10H1ZM9 9V10H8ZM64 9V10H63ZM146 9V8H145ZM158 9H159V11H158ZM181 9V10H180ZM183 9V10H182ZM207 10H209L208 9V7L206 8ZM210 9L212 10V8L210 7ZM23 10V11H22ZM137 10V11H136ZM147 10V9H146ZM264 10V9H263ZM92 11H94V12H92ZM96 11V12H95ZM131 13H130V12ZM144 11V10H143ZM156 11V12H155ZM163 11H165V12H163ZM166 11H167V14L165 15L164 13H166ZM185 11V12H184ZM194 11V13H195V15L193 16L192 14H191V12H193ZM220 11V10H219ZM218 11V12H219ZM232 11H234L233 13H232ZM254 11V10H253ZM256 11H255V13H252V14H255L256 15ZM126 12V13H125ZM138 12V13H137ZM151 12V13H152ZM89 13V14H88ZM128 13H130V15L133 17V20H132V18L130 17V19H129V23H128V19L126 20L125 19V16L126 15H129ZM171 14L170 16H169V14ZM221 15H222V18H223V13H222V11H220L219 12ZM244 13H242L243 15H244ZM259 13H257V14H259ZM126 14V15H125ZM158 14L160 15V16H158ZM163 14V15H162ZM174 16H173V15ZM177 14H179L178 16H177ZM185 16H184V15ZM187 14V15H186ZM190 14V15H189ZM208 14V15H207ZM206 14V16H209V14L210 13H207ZM228 14V15H227ZM246 14H245V16H246ZM200 15V14H199ZM233 15V16H232ZM254 15V16H255ZM260 15V14H259ZM259 15H258V17H259ZM2 16V17H1ZM102 16H105L107 19H112V21H114V22H112L111 21V24H113L112 25V27L111 26H109V27H107L106 29H105V27L103 26V24L102 23H100V21L98 20V18L100 19V17H102ZM114 16H115V18H114ZM136 16V17H135ZM139 16V17H138ZM166 16H169V17H171V19H170V21H172V24H167L168 23V18L166 19L165 18V21L167 20V22L164 24V22H160L161 21V18H162V21H164V17H166ZM187 16V18H190V20L192 21V24H193V26L196 28V30L194 29L193 30V28H192V30H193V33H189V32H187L188 30H187V21L189 20V19H187V18H185ZM189 16V17H188ZM193 16V17H192ZM196 16V17H195ZM210 16H212L211 14H210ZM235 16V17H234ZM251 16H253V15H251ZM264 16V13L259 17V20L260 19H262V21L260 20V26L257 24V27L255 26V28L257 29V28H260V29H262V24L261 23H264V21H263V17ZM98 17V18H97ZM153 17V16H152ZM174 17H176V18H174ZM184 17V18H183ZM230 17V18H229ZM232 17L234 18V19H232ZM138 18H139V20H138ZM180 18H181V20H180ZM194 18V19H193ZM221 18V19H222ZM249 18H250V16H249ZM173 19V20H172ZM185 19V20H184ZM186 19H187V21H186ZM196 19V20H195ZM236 19V20H235ZM124 22V24H125V27L124 28H126V30H127V28H128V26H129V28H128V30L127 31H125V33L123 32V34H126V35H124V36H122L121 37V40L120 39H118V41L116 40V37H117V34H118V29L119 28H121V26H120V24H121V22L122 21ZM132 20V21H131ZM179 20V21H178ZM184 20V21H183ZM196 22H195V21ZM227 20H224V18H223V21L221 20V23H222V26H223V23H224V26L226 25L227 27H229V24H230V26L232 25L231 23H233V22H231V23H226V21ZM241 21V23H242V20H243V22L245 23H243V26H242V24H239L240 23V21ZM247 20H249L248 22H251V26H248V22H247ZM121 21V22H120ZM183 21V22H182ZM200 21V20H199ZM246 22H247V24H246ZM254 24H253V23ZM140 23V24H139ZM144 23V24H143ZM157 23V24H156ZM201 23H202V21H201ZM216 23V24H215ZM130 24V25H129ZM174 24V25H173ZM214 24V25H213ZM228 24V25H227ZM237 24V25H236ZM141 25V26H140ZM145 25V26H144ZM159 25V26H160ZM170 26V27H168V26ZM196 25V26H195ZM250 25V24H249ZM117 26V27H116ZM140 28H139V27ZM147 26V27H146ZM157 26V27H156ZM174 26V27H173ZM183 26H185V27H183ZM205 26H207V25H205ZM237 26H242V27H237ZM259 26V27H258ZM263 26H264V24H263ZM33 27H35L33 30H35V32L36 33H34V32H32L33 30H32V28ZM115 27H116V29H115ZM165 27V28H166ZM177 27H179V29L182 31V32H179V29H177ZM37 28V29H36ZM108 28L110 29V30H108ZM154 28V29H153ZM159 28V29H158ZM164 28V29H165ZM165 29V31L166 30H168V29ZM185 28V29H184ZM206 28V29H205ZM230 28V27H229ZM233 28V29H234ZM264 28V27H263ZM85 29H87L88 30V32H85L84 30ZM152 29V30H151ZM156 29L159 31V33H158V31H156ZM231 29H232V26H231ZM231 29H229V30H231ZM232 29V30H233ZM241 30V32L239 31V30ZM253 29H254V27H253ZM260 29H258V30H260ZM130 30H132V31H130ZM147 30H149V32H151V33H147V34H145L144 33V31L145 32H147ZM155 30V31H154ZM191 30V31H192ZM200 30V31H199ZM230 31V33L232 32V35H233V31ZM262 30H264V29H262ZM262 30H260V31H262ZM153 31V32H152ZM186 31V32H185ZM203 31V32H204ZM206 31H208V30H206ZM204 32L203 33V35L201 34L200 36H202L203 37V40H205L204 38H208V36L207 35H209V32L207 33V32ZM253 33H252V32ZM256 31V30H255ZM138 32V33H137ZM156 32L158 33L157 35H156ZM168 32V33H169ZM195 32V33H194ZM238 32H240L241 34H242V36L240 35V33H239V35H240V37L238 36H236L237 34H238ZM1 33V32H0ZM132 33H133V35H132ZM153 33V34H152ZM167 33V34H168ZM173 33H175V32H173ZM181 33V34H180ZM211 33H212V31H211ZM248 33V32H247ZM184 36H183V35ZM195 34V35H194ZM246 34V35H245ZM137 35V36H136ZM140 35V36H139ZM153 35H155L154 36V38H153ZM162 35V36H161ZM168 35V36H169ZM177 35V36H176ZM188 35V36H187ZM191 35H192V37H191ZM197 35V36H196ZM205 35V36H204ZM248 35V36H247ZM39 36V37H38ZM109 36V37H108ZM138 36H139V38H138ZM176 36V37H175ZM222 38H221V37ZM244 36V37H243ZM259 36V35H258ZM257 36V37H258ZM36 37V38H35ZM108 37V38H107ZM133 37V38H132ZM152 37V38H151ZM183 37V38H182ZM220 39H219V38ZM224 37V38H223ZM246 37H248V39H247V41H246ZM253 37H254V39H253ZM32 38V39H31ZM110 38V39H109ZM146 38V39H145ZM197 38V39H196ZM201 38V37H200ZM207 38H206V40H207ZM227 38V39H226ZM231 38L229 39V40H231ZM239 38V39H238ZM35 39V40H34ZM93 39V40H92ZM112 39V40H111ZM114 39H115V41H116V43L118 44H116V50L114 49V46H113V49L112 50H110L111 48H110V42H113L114 41ZM152 39V40H151ZM191 39H193V40H191ZM242 39V40H241ZM243 39H245V41L248 43L249 41L251 42V43H249V46H248V44L246 43V42H244L243 41ZM249 39H251V40H255V41H251V40H249ZM259 39H260V37H259ZM27 42L29 43L30 42V44L31 45H35V44H40V45H44V43L46 44V43H49L50 45H52V47H53V45H54V47L52 48V49H50V50H48L47 51V53L45 54V55H43V56H41V62L36 66L35 65V62H34V60H33V58H32V56L30 55V49H28V51L26 52H23V51H21L20 53L19 52H16V53H14L13 54V56H9V55H7L6 54V52L4 53H0V100H2L0 103L2 104L1 106H0V125H2V126H5V127H3V128H0V136H1V138H3L4 139V141H3V139H1L0 140V164L2 165L1 166V168H0V174L1 175H4V174H6V173H8L9 172V174L13 177V179L12 180H14V178H16V179H19L20 180V178H21V180H22V178L23 179H25V178H27L26 176H28L27 174V171H26V167L25 168H20V166L18 165L20 162H22V164H20V165H22L21 167H23V164H28V163H30L31 161V163H33V162H36V161H38L39 159V157H40V159L42 160L41 162H42V168H43V170L41 171V172H39L38 170H36V174H37V172H39L36 176H35V179H37V177H39V178H41L42 176H43V174H45V173H48V172H46L47 170L46 169H48L49 170V165H48V157H47V155H49V154H56V155H53V156H55V157H53L52 156V163L55 165H58L61 161H62V166H63V168L64 169H67V168H69L70 166H69V161H74V159L70 156L71 154L70 153H68V151H67V153H63V149H65V150H69V149H71L72 147H71V143H70V141L68 140V139H64V140H61V138L63 137V136H61L62 134H61V132L62 131H57L56 130V128H53V127H55L54 125L52 126V124L51 123H56V122H58L60 125H63V126H65L66 127V130H65V133L66 134H69V133H71L72 131H71V129H70V127H74V126H71L70 124H72V123H75V125H77V128L79 127V130L82 128L83 129V131H84V133H80V135L81 136H78L77 135V139L79 140V141H77V139H76V142L78 143V144H76L77 146H76V150H79V153L81 152L84 156V158L83 159H87L88 160V157H90L89 158V160L90 159H92V156L95 158V157H97V155L96 156H94L95 155V149L94 150H91V152H89V151H87V150H89V149H91L92 148V146H91V148H89L90 147V142H92L93 140L91 139V137H89L90 136V134H91V136H96L95 134H93L92 135V132H94V131H92L93 130V125L94 124H92V123H94L95 121V119L96 118H98V117H96V118H94L95 116H98V115H100V113H99V111H97L96 112V110H98V109H102L101 111L103 112V118H105L106 120L108 119L109 120V118H110V115H109V110H108V108H106L105 106H104V109L103 108H101L102 106V104H104V103H101V102H104V101H100V103L98 102V104L97 103H93L92 101H90V102H88V105L92 102V104L93 105H91V109H88V110H86L87 111V113H85V112H83V110L81 111V107H80V109H78L79 108V106L77 105V107L78 108H75V111L74 112H72L71 113V111L70 110H68V109H66L65 108V104L64 103H61L60 105L63 107V108H65V109H63V108H60V111H58V112H60L59 113V115L58 114H51V113H49V112H47V113H45L44 111V109H46V108H49L50 107V105H49V102L48 101H50V100H48L49 99V97H44V96H46L47 94H45L44 93V91H43V89L41 88V86H40V88L39 87H37V85H39V84H37V85H35L36 83H38L37 81V78L39 77V75H41V73H39V72H42V74L45 76V78L46 77H48L51 81V83H52V86L48 89V94L50 93V95L51 96H54L55 97V95H57L60 91H61V89H62V82H61V80L60 79H62V78H60V77H57V74H55V73H58L59 71H61L60 70V65L61 64H63V56H60L59 57V59L57 60V66H58V70L59 71H57V72H53V71H51V69H50V67H51V65H53V63H54V61H55V54H59V51H61L60 49H59V45L61 46V47H66V45H65V43H66V41H67V39L66 38H62V37H59V38H49L48 39V37L46 36V35H44L42 32H41V26L40 25H38L37 23H36V25H29L28 26V29H27ZM144 40V41H143ZM174 40V41H173ZM189 40H190V42H189ZM209 40V39H208ZM207 40V41H208ZM241 40V41H240ZM146 41V42H145ZM159 41V40H158ZM193 41H194V43H193ZM224 41V42H223ZM234 41V42H233ZM243 41V43H241ZM32 42V43H31ZM34 42V43H33ZM36 42V43H35ZM43 42V43H42ZM124 42V43H123ZM153 42V44H151ZM172 42H174V43H172ZM199 42V41H198ZM254 42V43H253ZM109 43V45H107ZM144 43V44H143ZM218 43H220V41L218 42ZM112 44V43H111ZM143 44V45H142ZM174 45V46H171V45ZM234 45V46H237V45ZM241 44H243L242 46H241ZM244 44H246L247 46H245ZM250 44H251V46H250ZM145 45H146V47H145ZM151 45H152V48L153 49H151ZM227 45L229 46V47H227ZM253 45V46H252ZM168 46V47H169ZM243 46H245V49H242V47ZM192 47V48H191ZM193 47H194V49H195V52H198V53H196V55H195V52H191L190 50H192L193 49ZM206 47V48H207ZM250 47V48H249ZM86 48V49H85ZM108 48V49H107ZM143 48V49H142ZM147 48V49H146ZM155 48V49H154ZM175 48H177L176 49V51H175ZM180 48H181V51H179L180 50ZM211 48V49H210ZM247 48H248V50L250 49V51H254V53H252V55H250L249 56V52L250 51H248L247 50ZM54 49V50H53ZM117 49H119L120 51H118L117 52ZM130 49V50H129ZM171 49H170V51H171ZM179 49V50H178ZM215 51H214V50ZM242 51H241V50ZM254 49V48H253ZM89 50V51H88ZM106 50V51H105ZM114 50H115V52H114ZM207 50H208V48H207ZM233 50V49H232ZM243 50H247L246 51V54H244L245 53V51H243ZM88 51V52H87ZM108 51V52H107ZM151 51H154L153 53L151 52ZM184 53H183V52ZM120 52V53H119ZM124 52H125V54H126V57L124 56ZM156 52V53H155ZM164 52V51H163ZM201 52V53H200ZM226 52H228L227 50H226ZM230 52V51H229ZM228 52V53H229ZM231 52H233V51H231ZM240 52V53H239ZM243 52V53H242ZM29 53V54H28ZM54 53V55H52ZM119 55H118V54ZM123 53V54H122ZM159 53V54H158ZM211 53V54H212ZM256 53H258V51L256 52ZM70 54H71V52H70ZM108 54V55H107ZM202 54V55H201ZM205 54V55H204ZM242 54H244V55H242ZM106 57H105V56ZM109 55H111V56H113V59H112V57L111 58H109L108 56ZM118 55V56H117ZM145 55V56H144ZM178 55V56H177ZM185 55H186V57L187 58H185ZM202 57H201V56ZM204 55V56H203ZM22 56V57H21ZM103 56V57H102ZM247 56V57H246ZM249 56V57H248ZM253 56V59L251 58ZM88 57H90V58H88ZM116 57V58H115ZM127 57H128V59H127ZM166 59V63L164 62L165 61V59ZM189 57H191L194 61H192V59H189ZM205 57V58H204ZM246 57V58H245ZM29 58V59H28ZM83 58H84V60H83ZM162 58V59H161ZM174 58V59H175ZM243 58H245V60L243 59ZM30 59H32V61H30ZM111 59V60H110ZM134 59V60H133ZM167 59H169V60H167ZM182 59L183 60H185L184 62L182 61ZM189 59V60H188ZM260 59H262L261 57H260ZM102 60V61H101ZM114 60H118V62H116L115 64H114ZM162 60V61H161ZM190 60L192 61V62H190ZM234 60V59H233ZM259 60V59H258ZM6 62V63H4V62ZM31 62L29 65L27 64L28 62ZM86 61V62H85ZM111 61H113V62H111ZM134 61V62H133ZM148 61V62H147ZM157 61V62H156ZM169 61V62H168ZM225 62L227 61V60H224ZM244 61H246V62H244ZM11 62H15V63H11ZM61 62V63H60ZM99 62V63H98ZM133 62V63H132ZM60 63V64H59ZM84 63H86V64H90L91 66V69H90V71L88 72L87 71V65L86 64H84ZM113 63V64H112ZM131 63V64H130ZM135 63V64H134ZM147 64V66L148 67H150L149 69H148V67L146 66V64ZM169 63V64H168ZM181 63H186V64H182L181 65ZM210 63H213V62H210ZM4 64V65H3ZM94 64V65H93ZM100 64V65H99ZM103 64V65H102ZM118 64V65H117ZM122 64V65H121ZM207 66H206V65ZM230 64H233V63H231L230 62ZM21 65V66H20ZM29 67H28V66ZM45 65H46V67H45ZM165 65V66H164ZM208 65H209V67H208ZM3 66H7V68L9 69L8 71H11L12 69H14V74H15V76H16V81L17 80H19V81H17V82H14V83H20V81L22 80V81H26L27 80V78L25 77L26 75H27V71L29 70V72H31V70H32V72L31 73H29V76H30V79H29V81H28V84H27V86L25 87V89L24 90H22V95H24V96H26L27 94H29L28 92L29 91H32L31 92V94L33 93V95H31V98H30V100L32 101V103L37 107V109H36V112L34 113V115L32 114L33 112L31 111L29 114H27V115H29V116H31V118L32 117H35L36 116V114H37V120L36 119H32L31 121H30V117H27V119L29 118V120H26V118L21 114V113H23L25 110H21V109H23V107L24 106H26L25 104H23L24 102H21L22 104H21V109L19 108V109H17V107L14 105V103H12V102H10V103H12V105L13 106H10V107H13V109H17L16 110V113L15 114H13L12 112H15V110L13 111L12 110V108H10L9 106H7L8 105V103H7V105H4L5 103V100H7L8 99V97H10V96H5L4 95V92H3V81H6L7 83H8V87H10V89H11V87L13 86V85H15L14 83H13V85H12V82L13 81H11L10 79L11 78H9V74L11 75V73H12V71H11V73L9 72H7V71H4V69L2 68ZM34 66H36V67H34ZM108 66V65H107ZM233 66V67H232ZM231 66V70L232 71H234L235 72V67H234V64ZM12 67V68H11ZM22 67H24L25 69H23ZM27 67V68H26ZM68 68V70H69V72L71 71V66L70 65H68L67 66ZM83 67V68H82ZM94 67V68H93ZM116 67H117V71H116ZM120 67V68H119ZM207 67V68H206ZM211 67V68H210ZM213 67H214V64H213ZM36 68V69H35ZM86 70H85V69ZM155 68V69H154ZM186 68V69H185ZM249 70H247V69ZM22 69V70H21ZM33 69H35V70H33ZM50 69V70H49ZM102 69V70H101ZM119 69L121 70V72L120 73H122V71H125V75H124V72L122 73V74H120L119 73ZM167 69V70H166ZM190 69V70H189ZM207 69V70H206ZM216 69V70H215ZM221 69H222V72H221ZM47 70V71H46ZM106 70H108V71H106ZM113 70V69H112ZM23 71V72H22ZM50 71V72H49ZM198 71H199V73H198ZM232 71H230V72H232ZM16 72V73H15ZM24 72H26V74L24 73ZM53 72V74H51ZM103 72H104V76H103ZM118 72V73H117ZM220 72V73H219ZM228 72V71H227ZM229 72V73H230ZM233 72V73H234ZM249 72V73H250ZM253 72V73H252ZM91 73H93V74H91ZM95 73V74H94ZM107 73H108V75H107ZM170 73H172V75H170ZM222 73H223V75H222ZM229 73H227L228 74V76L225 78L227 81H229V80H232L233 79V76H232V74L233 73H231V74H229ZM31 74V75H30ZM37 74V75H36ZM106 74V75H105ZM83 75V76H82ZM97 75H98V77H97ZM118 75V76H117ZM163 75H164V77H163ZM178 75V74H177ZM199 75V76H198ZM207 75V76H206ZM213 75V76H212ZM14 76V77H15ZM51 76V77H50ZM58 76H60L59 74H58ZM71 78H72V80H73V74H71ZM92 76H94V77H92ZM194 76V77H193ZM202 76H204V77H202ZM206 76V77H205ZM220 76V77H221ZM19 77V78H18ZM27 77H28V75H27ZM86 77V78H85ZM141 77H143V79L141 78ZM157 77V78H156ZM187 77H189V76H187ZM232 77V78H231ZM257 76H255L254 78L257 80L258 79V77L256 78ZM47 78V79H48ZM99 78H100V80H99ZM102 78V79H101ZM127 78V79H126ZM163 78V79H162ZM229 78V79H228ZM2 79H4V80H2ZM21 79V80H20ZM155 79V80H154ZM206 79H207V81H206ZM216 79V80H215ZM224 79V78H223ZM57 80H58V82H57ZM103 81V83H104V85H103V83L102 82H100V81ZM121 80H123V82L121 81ZM147 82H146V81ZM151 80V81H150ZM158 80V81H159ZM200 80V79H199ZM248 80H250L251 81V79H249L248 78ZM44 81V80H43ZM145 81V83H144V85L142 84L143 82ZM167 81V80H166ZM165 81V82H166ZM177 81V82H176ZM225 81V80H224ZM226 81V82H227ZM95 82V83H94ZM141 82V83H140ZM162 82L160 83L159 82V84L161 85L162 84ZM169 82V87H170V84H171V86H172V82H170V81H167V83ZM198 82V81H197ZM215 82H217V83H215ZM125 84V86H124V84ZM132 83V84H131ZM135 83V84H134ZM140 83V84H139ZM150 83V84H151ZM164 83V82H163ZM60 84V85H59ZM100 84V85H99ZM106 84V85H105ZM119 84V85H118ZM141 85V86H139V85ZM166 84V83H165ZM195 84V83H194ZM203 83H202V85H204ZM208 84V85H209ZM218 85V86H216L215 85V87H212L211 85ZM9 85H11V86H9ZM95 85V86H96ZM136 85V86H135ZM213 85V86H214ZM16 86V85H15ZM58 88H57V87ZM94 86V87H95ZM96 86V87H97ZM109 86L111 87L110 89H109ZM117 86H115L116 88H117ZM131 86V87H130ZM150 86V85H149ZM156 86H158V85H156ZM175 86L173 85L172 87H170L169 89H171V88H175ZM205 86V87H206ZM221 86V85H220ZM220 86H219V88H220ZM32 87H35V89L34 88H32ZM161 87L163 88H159L158 87V90L157 91H154L155 93H157V95H159V96H162L161 95V93H163L164 92V89L166 90L167 89V87L166 88H164V86L163 85H161ZM31 88V89H30ZM37 88H39V89H37ZM61 88V89H60ZM143 88V87H142ZM156 87L154 86V88H153V86H151V90L152 89H154V90H156L155 89ZM196 88V87H195ZM194 88V89H195ZM37 89V91H35ZM100 89V88H99ZM101 89H100V95H102V94H104V93H101ZM137 91H136V90ZM168 89V90H169ZM175 89H177V87L175 88ZM180 89V88H179ZM179 89L177 90V91H173V92H178L179 91ZM199 88H198V85H197V90H198ZM209 90V91H211V93L213 92V90ZM215 89V90H216ZM229 89V88H228ZM143 89H141V91H142ZM161 90H163V92L161 91ZM167 90V91H168ZM172 90V89H171ZM170 90V91H171ZM196 90V91H197ZM43 91V92H42ZM129 93H128V92ZM135 91H136V93H135ZM144 91H147V90H144ZM166 91V92H167ZM217 91H215L217 94H218V92ZM230 91V90H229ZM244 91V90H243ZM27 94H26V93ZM42 92V93H41ZM103 92V91H102ZM121 92H123V93H121ZM140 92V91H139ZM138 92V93H139ZM161 92V93H160ZM169 92V91H168ZM199 92V94H200V90L198 91ZM221 92L223 93V90H221ZM25 93V94H24ZM56 93V94H55ZM132 93V94H133ZM178 93H180V92H178ZM192 93L194 94V92L192 91ZM221 93V94H222ZM243 93H245V91L243 92ZM38 94V95H37ZM54 94V95H53ZM122 94V95H121ZM196 94L198 95V93L196 92ZM218 94V95H219ZM163 95H164V93H163ZM248 96H249V94H247ZM5 96V97H4ZM28 96V95H27ZM39 96L40 97H42L43 96V102L40 104L38 101L40 100V99H38L39 98ZM48 96V95H47ZM104 95H102L101 97H103ZM222 96V95H221ZM6 97H7V99H6ZM219 97H220V95H219ZM11 98V97H10ZM10 98H9V100H10ZM248 98H250V97H247L246 99L247 100H251V99H248ZM5 99V100H4ZM48 100V101H47ZM55 100L56 99H52V105H56V102H55ZM100 100H102V99H100ZM8 101V100H7ZM6 101V102H7ZM9 102V101H8ZM54 102V103H53ZM76 103H79V101L77 102V101H75ZM184 101H182V102H180V101H178V103H176L177 105H176V107H173V109H175V111L174 112H176V110H177V115L179 114V113H181V115L183 114V116L185 115V114H187L189 111H188V109H187V112H185L186 110H185V108H188L184 103H183ZM250 102V101H249ZM252 102V101H251ZM181 103V104H180ZM244 103V104H243ZM243 103H241L242 104V106L243 105H245V102H243ZM247 103V102H246ZM71 104L72 105H74V102L72 101L71 102ZM81 104V103H80ZM101 104V105H100ZM123 104L124 105H126V101L125 102H123ZM164 104H166V101H165V103ZM105 105H106V103H105ZM169 104L167 103V108L168 107H170V105L168 106ZM16 108H15V107ZM67 106V105H66ZM94 106H95V108L96 107H98V109H96L95 111H93V108H94ZM99 106H101L100 108H99ZM60 107V106H59ZM244 107V106H243ZM2 108V109H1ZM44 108V109H43ZM159 108H160V106L157 108V111H160L161 110V108H160V110H159ZM171 108V107H170ZM170 108H168V109H170ZM177 108V109H176ZM62 109V110H61ZM107 109V110H106ZM172 109V108H171ZM19 110L21 111V112H19ZM63 110L65 111L64 113H61V112H63ZM104 110V111H103ZM192 110V109H191ZM12 111V112H11ZM23 111V112H22ZM69 111V112H68ZM91 111V112H90ZM93 111V112H92ZM178 111H180V112H178ZM193 111V110H192ZM191 111V112H192ZM196 111V110H195ZM67 112V113H66ZM76 112V113H75ZM108 112V113H107ZM197 112V111H196ZM7 113H11V115L10 114H7ZM43 113H45V115L46 114H49V116H47V117H53V118H50V119H45L44 118V114ZM89 113H92V116H93V118H87V117H92L91 116V114H89ZM95 113V114H94ZM257 113V111L255 112V114ZM24 114H25V112H24ZM61 114V115H60ZM83 114V115H82ZM175 114V113H174ZM194 114H195V112H194ZM196 114H198V113H196ZM259 114V113H258ZM8 115V116H7ZM12 115L14 116L13 118H11L12 117ZM17 115V116H16ZM26 115V114H25ZM26 115V116H27ZM51 115V116H50ZM54 115H57V116H54ZM95 115V116H94ZM101 115V116H102ZM105 115V116H104ZM180 115V114H179ZM178 115V116H179ZM189 114H187V116H188ZM257 115V114H256ZM59 116H61V117H59ZM101 116L98 118V119H96V122H98V124L99 125H101L102 124V122H100V119H101ZM177 116V117H178ZM186 116V115H185ZM187 116H186V118H187ZM190 116V115H189ZM8 117V118H7ZM85 117V118H84ZM58 118H61V120L60 119H58ZM102 118V119H103ZM131 116L129 115V111H126V113L122 116V118L119 120L120 121V123H125L124 125H122V124H120L118 121H116V119H113V121H112V123L110 122L109 124L110 125H112V127L108 124L107 126L108 127H110L111 129L113 128V127H120L119 126V124L120 125H122L121 127L122 128H125V127H128L130 124H131ZM183 118V117H182ZM9 119H10V121H9ZM94 119V120H93ZM111 119V118H110ZM14 120V121H13ZM47 120L49 121V122H47ZM50 120H51V122H50ZM66 120V121H65ZM70 120V121H69ZM73 120V121H72ZM75 120V121H74ZM98 120V121H97ZM106 120H105V122H106ZM115 120V121H114ZM187 120V119H186ZM185 120V121H186ZM189 120V119H188ZM187 120V121H188ZM11 121H13V122H11ZM31 123H30V122ZM33 121V122H32ZM53 121V122H52ZM68 121V122H67ZM76 121H77V123H76ZM80 121H82L81 123H82V125H81V123H79ZM110 121V120H109ZM109 121H107V123L109 122ZM123 121V122H122ZM5 122V123H4ZM9 122H11V123H9ZM63 122V124H61ZM71 122V123H70ZM104 122V124L106 125V123ZM118 123V125L117 126H115V123ZM170 122H172L173 123V120L172 121H170ZM188 122H190V121H188ZM187 122V123H188ZM2 123V124H1ZM13 123V124H12ZM54 123V124H55ZM70 123V124H69ZM88 124V127H91L90 129L87 127V124ZM101 123V124H100ZM116 123V124H117ZM186 123V122H185ZM10 124V125H9ZM23 124H24V126H23ZM51 124V125H50ZM9 125V126H8ZM14 125V126H13ZM27 125V126H26ZM105 125H102V126H100L99 127V129L102 127H104ZM38 128H37V127ZM50 126V127H49ZM81 126V127H80ZM86 128H88L90 131L88 132V134L86 135L85 133H86V131L84 130L85 129V127ZM106 126V127H107ZM6 127L7 128H9V129H6ZM11 127V128H10ZM29 128V130H27L28 128ZM35 127H36V130H35ZM76 127V126H75ZM105 128L106 130H110L111 131V129H109V128ZM15 128L17 129V130H15ZM24 128V129H23ZM11 129V130H10ZM39 129V130H38ZM76 129V128H75ZM74 129V131H76V130H78V129H76L75 130ZM81 129V130H82ZM4 130L6 131L7 130V132L6 133H4ZM9 130V131H8ZM13 130H14V132H15V134H17V135H19V136H16V137H18L17 139H22L21 141L20 140H17L16 139V137H15V139L14 138H12L13 137ZM33 130V131H32ZM80 130V132H82ZM101 130V129H100ZM32 131V132H31ZM44 131V132H43ZM197 133H198V131H199V128H197V130H195ZM41 132V133H40ZM98 132H99V130H98ZM190 133L191 132H193V134H195V132L194 131H189ZM200 132H201V130H200ZM11 133V134H10ZM13 133V134H12ZM34 133V134H33ZM5 134V135H4ZM21 134V135H20ZM193 134H191V135H193ZM2 135H4V136H2ZM8 135V136H7ZM42 135V136H41ZM82 135H84V136H82ZM41 136V137H40ZM59 136H61V138L59 137ZM97 136H98V134H97ZM96 136V137H97ZM100 136V135H99ZM83 137V138H82ZM87 137H89V139L87 138ZM42 138V139H41ZM81 138V139H80ZM97 138H101L100 140H97V142H99V141H101V140H103L102 139V137H97ZM182 139L184 138L183 136L181 137ZM6 139V140H5ZM14 139V140H13ZM94 139V138H93ZM8 140H10V141H8ZM14 142H13V141ZM35 140V141H34ZM51 140H52V142H51ZM82 140V141H81ZM85 140V141H84ZM149 140H150V138H149ZM33 141H34V143H33ZM87 141H89L88 142V144H85L84 142H87ZM96 140H94V142H95ZM3 142H6V144L5 143H3ZM10 142V144H11V146H10V144H8ZM23 142H25L24 144H25V146H24V144H22ZM31 142V143H30ZM43 142H45V143H43ZM3 143V144H2ZM18 143V144H17ZM19 143H21V144H19ZM42 143V144H41ZM52 143V144H51ZM81 143V144H80ZM100 143H102V141L100 142ZM204 143H207V142H204ZM2 144V145H1ZM5 144V145H4ZM27 144V145H26ZM39 144V145H38ZM84 144V145H83ZM92 144V143H91ZM94 144V143H93ZM92 144V145H93ZM4 145V146H3ZM9 147H8V146ZM18 145V146H17ZM19 145H20V147H19ZM78 145H80V146H78ZM94 145H98L97 143L96 144H94ZM93 145V146H94ZM7 146V147H6ZM24 146V147H23ZM30 146V147H29ZM82 146V147H81ZM102 146H103V143H102ZM238 147H240L239 145H237ZM244 146H247V145H244ZM250 147L252 146L251 144L249 145ZM12 148L13 150H14V152L17 154H19V156H18V158H20L19 159V161L20 160H22V161H20L18 164H14V162L12 161V160H9L7 157H6V154H8V153H10L11 151L13 152V150H9L8 151V148ZM13 147H15V148H13ZM23 147V148H22ZM69 147H71V148H69ZM78 147V148H77ZM88 149H87V148ZM105 144H104V146H103V148L105 149ZM22 150H21V149ZM27 148V149H26ZM31 148V149H30ZM81 148V149H80ZM94 148H98V147H94ZM16 149V150H15ZM24 149V150H23ZM29 149V150H28ZM50 149V150H49ZM87 149V150H86ZM202 148H200V149H198V150H200V151H202L201 150ZM17 150H19L20 152H21V154L19 153V151L17 152ZM28 150V151H27ZM33 150V151H32ZM81 150V151H80ZM103 150V149H102ZM102 150H100V149H97L96 151H102ZM23 151V152H22ZM25 151V152H24ZM93 151L95 152V153H93ZM13 152V153H14ZM27 152V153H26ZM76 152H78V151H76ZM86 152H89V153H86ZM99 152V153H100ZM24 153V154H23ZM29 153V154H28ZM40 153V154H39ZM61 153H63V158H61ZM80 153V154H81ZM91 153V154H90ZM105 153H106V151H105ZM104 153V150H103V153L102 154H105ZM16 154H14V155H16ZM28 154V155H27ZM87 154V155H86ZM88 154H90V155H88ZM101 154V155H102ZM107 154V153H106ZM105 154V155H106ZM21 155V156H20ZM27 155V156H26ZM66 155V156H65ZM77 155H79L78 153H77ZM100 155V154H99ZM101 155H100V157H101ZM26 158H25V157ZM86 156H87V158H86ZM80 157H82V156H80ZM102 157H104L103 155H102ZM28 158H31L30 159V161L28 160ZM77 158H78V156H77ZM125 158V157H124ZM124 158H123V160H124ZM23 159H25V160H27L26 161V163H24L25 162V160H23ZM71 159H73V160H71ZM56 160V161H55ZM125 160H126V158H125ZM3 162V163H2ZM123 162H125V161H123ZM134 161L133 160H130V166L131 167H133V165H134V167L136 166L134 163H133ZM5 163V164H4ZM68 163V164H67ZM9 164V167L11 168L12 167V169L11 170H9V171H5V170H3L4 168H3V166L5 167V166H7ZM15 165V167H16V169H15V167H13V166ZM17 165V166H16ZM47 165H48V167H47ZM19 166V167H18ZM137 166H139V164L137 165ZM133 167V168H134ZM14 168V169H13ZM17 168H20L21 169V171L23 170V172L21 173L20 171L19 172H17ZM73 168H78V163H74V165H73ZM98 169V165H96V163H92L91 164V167L90 168H88V170H89V172H88V175H87V178L85 179V185L82 187V189L84 190V189H86V191H84V192H87V195H89L88 196V198H95L96 196L94 195V193H93V191H92V189H91V182H90V179H89V177H91V174H90V172L92 171V170H97ZM135 169V168H134ZM3 171V172H2ZM11 171V172H10ZM6 172V173H5ZM13 173H15V174H13ZM21 173V174H20ZM27 173V174H26ZM43 173V174H42ZM23 174H24V176H23ZM25 174H26V176H25ZM9 175V176H10ZM14 175V176H13ZM17 175V176H16ZM7 176H8V174H7ZM8 176V177H9ZM8 177H7V179H8ZM100 177H102L101 175H100ZM3 177H0V183H1V186H2V184H3V182H2V180H5L6 179V177H4V179H2ZM10 178V177H9ZM11 179H9L11 182H12V180ZM15 179V180H16ZM59 178H55L54 179V182H55V185L56 186H58V185H62L63 186V188H62V190L63 191H60V192H62V193H60L59 191H58V189H57V191H56V189L54 190V198L55 199H59V200H61L62 198L64 199V198H66V197H68L69 196V191L67 190L68 188V186L70 185V183H69V181L67 180V179H65V180H63L62 181V183L60 184L59 182H60V179L58 180ZM13 181V188H17L16 187V184H17V182H18V180H16V181ZM38 180V179H37ZM89 180V181H88ZM8 181V180H7ZM25 181V180H24ZM24 181H23V183H24ZM21 182V181H20ZM20 182H18L21 186H20V191L19 190H17L16 191V189L15 190H12L14 193L15 192H17V193H19L20 195H27L26 193H28V191L29 190H27V189H25L24 190V186L22 185V183H20ZM155 183H157L156 181H155ZM155 183H154V185H155ZM15 185V186H14ZM152 187V186H151ZM12 188V189H13ZM152 188H154V187H152ZM0 189H2V188H0ZM4 189V188H3ZM2 189V190H3ZM2 190L0 191V192H2ZM11 191V192H12ZM23 191V192H22ZM25 192V193H24ZM89 193V194H88ZM16 194V193H15ZM18 194V195H19ZM22 195V196H23ZM1 197L3 196V198H5L4 197V195H0ZM21 196V197H22ZM25 196H23V197H25ZM92 196V197H91ZM0 197V198H1ZM85 197V196H84ZM3 198H1L0 199V202H1V200H3ZM7 198V200H8V197H6ZM26 198H28L27 196L25 197V199L23 200V198H21L22 199V201L23 202H21V199H19V202H21V203H19L18 202V200L16 199H14V198H9V199H11V200H6L7 201V203H5V205H4V202H6V201H4L3 200V203H0V205L1 204H3V205H1V207L0 208H2L1 210H3V212L1 211L0 212V215H2L3 217H4V213H5V211L7 212V211H9L8 213L10 214L9 216H7L8 217V221L9 222H7V223H10L9 225H11L12 223V221H13V223L14 224H12L11 225V227H12V229L11 230H13L14 229V231H16V230H20L21 231V229H23V227H34V226H31V225H35V224H33V222L31 223V222H29V220H30V218L27 216V215H25L26 213L25 212H23V209H21L22 208V206H23V208H25L24 207V204H25V206L27 205L28 206V200L26 199ZM85 199H87V198H85ZM27 200V201H26ZM14 201V202H13ZM18 203H17V202ZM65 201H67V199H65ZM25 202V203H24ZM41 204L39 205V207H36L35 208V210H39V209H41L43 206V203L44 202H40ZM86 204H89V206H92V204H91V201L88 199L87 200V202H86ZM51 205H52V203H51ZM3 206V207H2ZM170 206L171 205H169V208H170ZM6 207V208H5ZM29 207V206H28ZM28 207L26 208V209H28ZM172 207V206H171ZM39 208V209H38ZM5 209V210H4ZM95 208H94V206H92L91 207V209L89 210V209H87L86 210V213H89L91 210H94ZM22 210V211H21ZM65 211H67L66 210V208H65V206L64 205H62V208H61V210L59 211V214H60V212H61V214H65L66 212ZM22 212V213H21ZM167 213V212H166ZM48 214V215H47ZM51 214V218H52V220L53 221H56V217H57V213L55 212V211H53V212H51L50 213ZM12 215H13V217H12ZM20 215V216H19ZM26 217H25V216ZM84 215H80L79 217L80 218H84L83 217ZM86 216H88V214L86 215ZM166 216L169 218V216L170 215H166L165 214V218H166ZM185 216H187V217H185ZM15 217V218H14ZM34 217H37V215H35L34 214ZM49 218V213L46 211L45 212V214L43 215V218H42V223H44V224H46L47 223V220H48V218ZM172 217V216H171ZM170 217V218H171ZM184 217L185 218H187L188 219V217H189V215H187V214H185L184 215ZM165 218H160L159 220H158V222L159 221H161V222H164L165 221ZM184 218V220H187V219H185ZM196 218H198V220L196 221V219H195V223H197L198 221H201L200 219H199V217H196ZM202 218V217H201ZM11 219H12V221H11ZM214 219V218H213ZM212 219V220H213ZM15 220V221H14ZM202 221H203V218H202ZM201 221V222H202ZM66 223H67V221H65ZM18 223V224H17ZM28 223H29V225H28ZM34 223H36V222H34ZM1 224V223H0ZM19 224H21L20 226L22 227H20L19 226ZM27 224V225H26ZM24 225H26V226H24ZM19 226V227H18ZM0 227H1V225H0ZM10 227V228H11ZM2 228V227H1ZM23 230H25V229H23ZM22 230V231H23ZM87 230H88V232H87V235H86V243H85V249H86V251H85V259H84V261H85V264H95L94 262H92V259H89L90 261H91V263L90 262H88V258H89V256L91 255L90 254V252H89V246H87L88 244H89V236L91 235V232L89 233V228H87ZM216 230V229H215ZM0 231H1V229H0ZM18 231H16L17 232V234H16V232H15V234H14V232H13V241H14V243H20V241H21V239H25V237H23L22 236V233H20L19 235H18ZM66 230H63V232H62V235H61V239H64L66 236L65 235H67V231L65 232ZM78 231H79V229H78ZM214 230H211V232L212 233H214V232H218L219 233V231H218V229L216 230V231H214ZM5 232V233H4ZM210 232V233H211ZM2 235L3 234H7L6 233V231H5V228H2V231L0 232ZM26 233V235L27 234H29V233H27V231L25 232ZM218 233H216V234H218ZM215 234V235H216ZM89 235V236H88ZM22 236V237H21ZM28 236V235H27ZM228 236V237H227ZM60 237V236H59ZM203 237H205V236H203ZM202 237V238H203ZM225 237H227V238H230L231 239V236H229V235H225ZM20 238V239H19ZM207 238V237H206ZM216 238V237H215ZM227 238H225V240H227L226 242H229L230 243V239H227ZM74 240L73 241H75L76 239H75V237L73 238ZM205 239V238H204ZM9 241V239L7 238L6 240H0L1 242H2V244H3V242L4 241H6L8 244L10 243V242H8ZM65 240V239H64ZM91 240V239H90ZM229 240V241H228ZM13 241H12V243H13ZM17 241V242H16ZM19 241V242H18ZM33 241V240H32ZM29 242L30 244L31 243H33V242ZM232 241H233V239H232ZM208 242V241H207ZM207 242H205L206 244H208ZM11 243V244H12ZM36 243V242H35ZM35 243H33V245L35 244ZM65 242H63V240H62V242L60 243V251H61V253H67V256L65 255V257H67V259H69L68 261H73V262H75L76 260V258H75V256L77 257V247H76V242H75V245L73 244V246L71 245L70 246V248H67L69 245H66V244H64ZM88 243V244H87ZM1 244V243H0ZM2 244L0 245V264H6V262H8V263H10V264H12L16 259H15V257L16 258H18V260L17 261H19L18 263L20 264V263H22V264H27L28 262H30L29 260H32L31 262H33V261H35V260H37V259H39V258H37L36 259V256L34 255V254H31L28 250H24L25 248H24V246L22 247V244L21 245H19V247L21 248L20 249V251H18L19 250V247H18V249H17V251L13 254V255H15V257H13V256H11V259H9L8 257H10V256H8L9 254L7 253V252H5L4 253V251L3 250H1V249H3V247L1 248V246H2ZM30 244H28V245H30ZM106 244V243H105ZM17 245V244H16ZM24 245V244H23ZM32 245V244H31ZM25 246H27V244H25ZM67 246V247H66ZM72 247V248H71ZM88 247V248H87ZM235 247H236V245L234 246V254L233 253H231V251H229L228 249H229V247H227L226 248V250H225V256L227 257V255H229V253L230 254H233V255H229L227 258L225 257V259L227 260L228 258L229 259H231L232 258V260H234V263L235 264H237V262H239L238 264H240V262H241V264H244V262L242 263V258L244 259L245 257L243 256H237L236 258H237V260H236V258L234 257V255L236 256V254L237 255H239L238 253H236L237 252V248L235 249ZM250 247H252V246H250ZM24 248V249H23ZM151 248V247H150ZM152 248H157L155 245H153L152 246ZM133 249H136V247L134 246V247H132V249L131 250H133ZM176 249L177 248H175V247H170V246H168V247H165L164 248V250H162V252H164V253H166V255H168V256H166V257H170V264H171V262H172V256H173V259H176L175 257H174V255H175V253L177 252L176 251ZM252 249V248H251ZM250 249V250H251ZM32 253L34 252V248H32ZM102 250H104V249H102ZM102 250H101V252H102ZM158 250V249H157ZM202 250H203V248H202ZM236 250V251H235ZM253 250V249H252ZM1 251H3V252H1ZM29 253H28V252ZM73 251H74V253H73ZM79 251V250H78ZM167 251V252H166ZM175 251V252H174ZM204 251V250H203ZM203 251H201L200 253H199V250H198V253L201 255V254H204L203 253ZM92 252V251H91ZM227 252V253H226ZM13 253V252H12ZM12 253H10V254H12ZM70 253V254H69ZM71 253H73V254H71ZM103 253V252H102ZM116 253H119V250H117L116 251ZM180 256H181V258L183 259L181 262H183L184 260H187V256L188 255H184L185 253H187V251L186 250H182V251H180ZM5 255V257H4V255ZM8 254V255H7ZM17 254H19L20 255V257H19V255H17ZM188 254H189V252H188ZM198 254V255H199ZM18 257H17V256ZM28 255V256H27ZM31 255H34L35 257L33 258V256H31ZM69 256V257H68ZM106 256H108V255H106V253H104V254H102V256H101V258L105 261H108L106 258H108V257H106ZM204 257H205V255H203ZM31 257V258H30ZM71 257V258H70ZM204 257H202L203 259H202V264H204V262H205V264H207L206 262V259L204 258ZM235 259H234V258ZM242 257V258H241ZM7 258H8V260H7ZM91 258H93V256L91 257ZM241 258V259H240ZM4 259V260H3ZM14 261H13V260ZM22 259L24 260V261H22ZM71 259V260H70ZM101 259V262L103 261ZM109 259V258H108ZM205 259V260H204ZM228 259V260H229ZM240 261H239V260ZM28 260V261H27ZM87 260V261H86ZM93 260L94 261H96L94 258H93ZM177 260V259H176ZM176 260H174V261H176ZM204 260V261H203ZM104 261H103V263H104ZM105 261V262H106ZM173 261V262H174ZM178 261V260H177ZM231 261V260H230ZM230 261H227V263L229 262V263H233L232 261L230 262ZM24 262V263H23ZM30 262V263H31ZM36 262V261H35ZM37 262H38V260H37ZM113 262V261H112ZM7 263V264H8ZM55 263V262H54ZM198 263V262H197ZM228 263V264H229ZM14 264V263H13ZM16 264H17V262H16ZM29 264V263H28ZM32 264H35V263H32ZM56 264H58L57 262H56ZM109 264H114V262L113 263H110V261H109ZM173 264V263H172ZM199 264V263H198ZM200 264H201V261H200Z\"/></svg>",
    "mask_w": 264,
    "mask_h": 264
},
{
    "label": "flooded vegetation",
    "instance_id": "af4514ba",
    "mask_svg": "<svg viewBox=\"0 0 264 264\" xmlns=\"http://www.w3.org/2000/svg\"><path fill=\"white\" fill-rule=\"evenodd\" d=\"M89 205V204H88ZM186 247V246H185ZM183 250H186L187 253H185L184 255H188L189 249L186 247V249L184 248Z\"/></svg>",
    "mask_w": 264,
    "mask_h": 264
}]
</instances>
